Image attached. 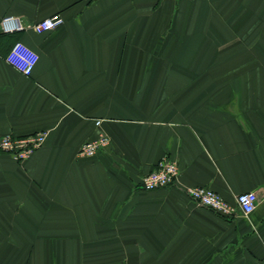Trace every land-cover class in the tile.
<instances>
[{"label":"crops","instance_id":"1","mask_svg":"<svg viewBox=\"0 0 264 264\" xmlns=\"http://www.w3.org/2000/svg\"><path fill=\"white\" fill-rule=\"evenodd\" d=\"M40 130L28 159L0 151V264H264V0H0V136ZM163 157L177 182L142 188ZM196 186L258 203L227 217Z\"/></svg>","mask_w":264,"mask_h":264},{"label":"built area","instance_id":"2","mask_svg":"<svg viewBox=\"0 0 264 264\" xmlns=\"http://www.w3.org/2000/svg\"><path fill=\"white\" fill-rule=\"evenodd\" d=\"M63 23L64 18L60 13L28 25L24 24L19 18L8 16L3 18L1 29L5 33H14L27 28H32L36 31H50L61 26ZM6 60L19 72L30 76L39 60V54L24 42L18 40L11 47ZM100 123L101 121H97L98 125ZM47 136V130H40L23 136L3 135L0 136V151L11 154L18 161H23L44 145ZM109 143V137L102 133L97 138L85 142L79 150V155L93 157L100 150L108 147ZM178 174L179 166L176 160L170 157H163L159 160L157 166L144 176L141 184L142 188L154 190L174 185L177 182ZM187 194L196 204L207 207L227 217H232L236 214V207L245 215H250L258 203L256 191L238 194L236 206L226 201L215 190L204 186L188 188Z\"/></svg>","mask_w":264,"mask_h":264}]
</instances>
